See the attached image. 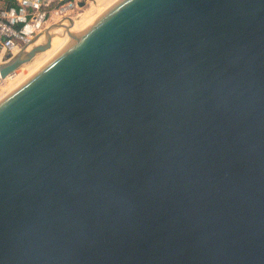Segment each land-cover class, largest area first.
Wrapping results in <instances>:
<instances>
[{"label": "water", "instance_id": "95a60500", "mask_svg": "<svg viewBox=\"0 0 264 264\" xmlns=\"http://www.w3.org/2000/svg\"><path fill=\"white\" fill-rule=\"evenodd\" d=\"M0 264H264V0H109L2 96Z\"/></svg>", "mask_w": 264, "mask_h": 264}, {"label": "built area", "instance_id": "2783aa9c", "mask_svg": "<svg viewBox=\"0 0 264 264\" xmlns=\"http://www.w3.org/2000/svg\"><path fill=\"white\" fill-rule=\"evenodd\" d=\"M55 1L14 0L11 4L0 0V64L18 54L53 23L73 18L71 12L79 6L78 0L58 5H54ZM11 75L1 79L0 84ZM2 96L0 91V98Z\"/></svg>", "mask_w": 264, "mask_h": 264}, {"label": "rangeland", "instance_id": "374dc122", "mask_svg": "<svg viewBox=\"0 0 264 264\" xmlns=\"http://www.w3.org/2000/svg\"><path fill=\"white\" fill-rule=\"evenodd\" d=\"M65 1H68V0H63V1L57 0L54 2V5L61 4ZM78 1H79V4H78L79 6L71 12L72 17L75 21V24L73 27H69V29H66V30H69V31L76 30L77 31L80 26H82L95 12H97L109 0H78ZM82 2H84V6L81 7L80 4ZM78 24H80V26H78ZM76 31H73L72 33L74 34ZM42 62L43 61H40L39 57L37 58L36 56L31 61L23 64L20 68H18L14 72L13 76L9 77L7 80L3 81L2 84H0V91L2 92L5 90L2 95L4 96L8 91L14 88V86H16L18 83L20 84L24 80V78H26L28 73L32 72L33 69L36 70L40 66V63L42 65ZM37 65L39 66L37 67ZM35 67L37 68L35 69Z\"/></svg>", "mask_w": 264, "mask_h": 264}, {"label": "bare ground", "instance_id": "6f19581e", "mask_svg": "<svg viewBox=\"0 0 264 264\" xmlns=\"http://www.w3.org/2000/svg\"><path fill=\"white\" fill-rule=\"evenodd\" d=\"M76 20V19H75ZM74 24H75V21H73L71 24H70V27H73L74 26ZM78 26H80V24H78ZM77 26V27H78ZM73 31H76V30H71V31H69V30H66V29H64V28H59V29H57L55 32H57V34L53 37V39H52V47L50 48V49H48L47 51H45V52H42V53H40V54H38L37 55V58L39 57V59H40V61H43L42 62V64L45 62V61H47L53 54H55L74 34L72 33ZM62 43V44H61ZM39 65H37V67H38ZM40 66H41V63H40ZM39 66V67H40ZM37 67H35V69L37 68ZM38 67V68H39ZM37 68V69H38ZM32 71V70H31ZM35 70L33 69V71L32 72H30V73H28V75L26 76V78L28 77V76H30L33 72H34ZM11 76H13V75H11ZM10 76V77H11ZM26 78H24V80L26 79ZM23 80V81H24ZM19 84V83H18ZM17 84V85H18ZM15 85V84H14ZM16 85V86H17ZM16 86H14V88L16 87ZM14 88H12V89H14ZM11 89V90H12ZM10 90V91H11ZM5 91V90H4ZM4 91H2L1 93L3 94V92ZM10 91H8V92H10ZM7 92V93H8ZM6 93V94H7Z\"/></svg>", "mask_w": 264, "mask_h": 264}, {"label": "trees", "instance_id": "16d2710c", "mask_svg": "<svg viewBox=\"0 0 264 264\" xmlns=\"http://www.w3.org/2000/svg\"><path fill=\"white\" fill-rule=\"evenodd\" d=\"M8 1H9L11 4H13V1H14V0H8Z\"/></svg>", "mask_w": 264, "mask_h": 264}]
</instances>
